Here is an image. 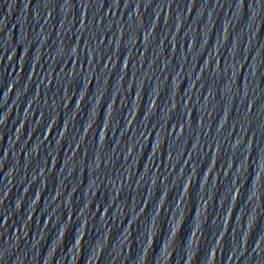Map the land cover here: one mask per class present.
I'll return each mask as SVG.
<instances>
[{
    "label": "water",
    "instance_id": "95a60500",
    "mask_svg": "<svg viewBox=\"0 0 264 264\" xmlns=\"http://www.w3.org/2000/svg\"><path fill=\"white\" fill-rule=\"evenodd\" d=\"M0 264H264V0H0Z\"/></svg>",
    "mask_w": 264,
    "mask_h": 264
}]
</instances>
